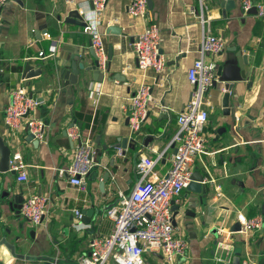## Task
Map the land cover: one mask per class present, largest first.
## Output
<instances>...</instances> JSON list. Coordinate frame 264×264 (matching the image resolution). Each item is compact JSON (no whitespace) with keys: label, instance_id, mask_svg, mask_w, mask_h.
<instances>
[{"label":"crops","instance_id":"obj_1","mask_svg":"<svg viewBox=\"0 0 264 264\" xmlns=\"http://www.w3.org/2000/svg\"><path fill=\"white\" fill-rule=\"evenodd\" d=\"M22 1L24 9L7 1L0 12V136L12 153L23 154L29 180L19 183L17 175L0 174L4 187L0 189L23 191L24 200L44 195L49 199V213L38 227L17 212L0 214V243L15 245L17 254L29 259H17L0 246V264H79L94 239L113 232L106 209L120 192L132 191L140 178L136 166L142 157L157 162L154 179L164 177L171 168L177 118L192 94L188 71L199 57L203 37L195 13L198 0H153L151 16L146 18L129 15L132 0H108L100 24L108 53L103 80L95 81L93 72L81 70L78 84L69 89H61L56 73L70 53L83 50L81 62L86 68L94 62L89 52L91 37L84 32L85 23L94 18L91 1ZM226 1L208 3L211 33L226 42L217 57L218 69L223 66L240 73V58L247 77L254 76V81L233 84L231 116L224 115L222 105L225 82L218 78L206 94L207 155L195 162L193 173H203L205 181L214 182H208L207 195L186 188L173 200L179 207L177 236L190 245L187 257L178 264H242L246 259L264 264V19L253 10L245 14L242 0H235V8L227 11L222 6ZM253 2L264 4V0ZM151 19L159 25L163 40L166 66L162 73L142 71L134 51L135 40ZM110 27H118L121 33L108 34ZM44 30L47 33L38 39L36 32ZM212 60L207 57V62ZM27 63L40 69L41 75L24 80ZM143 85L151 87L153 98L147 120L133 133L127 124L131 98ZM20 86L41 103L34 114L46 124L45 141L39 144L30 142L25 122L15 135L5 125L11 92ZM73 126L97 150L99 166L84 187L72 185L59 173L72 163L75 144L67 131ZM123 139H127L124 145ZM76 210L82 218H77ZM240 212L248 218L263 217L262 228L248 235L233 232ZM146 255V264H164L161 252Z\"/></svg>","mask_w":264,"mask_h":264},{"label":"built area","instance_id":"obj_2","mask_svg":"<svg viewBox=\"0 0 264 264\" xmlns=\"http://www.w3.org/2000/svg\"><path fill=\"white\" fill-rule=\"evenodd\" d=\"M93 5L94 18L86 22L84 32L91 37L101 71L107 70L108 53L100 29L108 0H90ZM7 0H0V11ZM209 0H198L195 10L203 29V37L199 49V57L188 71V81L192 86L191 99L186 108L179 113L177 122L179 131L172 145L177 147L172 165L168 173L154 179L156 161L142 157L136 168L139 180L129 194L119 193L118 200L106 209V217L113 223V232L104 238H96L90 244V252L79 264H146L144 254L161 252L164 264H178L189 252V242L177 236L173 225L172 201L188 188L193 175V166L199 159L207 155L205 129L209 121V113L205 108V97L215 81L218 80L217 57L225 50L226 42L222 37L211 33ZM257 10V16L264 19V4H255L253 0H242L243 12ZM128 13L131 17H148L147 0H132ZM194 13V10H193ZM145 31L134 42V51L138 66L142 71L154 70L162 73L166 59L161 53L163 40L159 25L152 19ZM44 53H40L42 57ZM212 57L207 62V57ZM101 93H97L100 96ZM152 89L143 85L131 98L129 126L133 133H138L148 118L149 105L152 102ZM40 101L29 94L23 87L11 92V103L5 111V125L12 135L20 130L25 122L34 140L45 141V122L34 114ZM167 110L166 106H162ZM67 137L75 144L71 166L60 170V175L67 176L72 185L84 187L92 171L99 166L97 150L90 139H85L77 127L67 131ZM121 150L119 154L121 155ZM9 170L17 175V181L24 183L29 180L27 164L21 152L11 154ZM207 182V181H205ZM208 182H214L209 180ZM218 195L221 188L217 187ZM48 197L34 195L26 198L20 210L21 217L32 226H40L48 211ZM77 218H82L81 211H75ZM241 235H248L263 226V217L248 218L238 213ZM54 264H58L55 261ZM242 264H253L246 259Z\"/></svg>","mask_w":264,"mask_h":264},{"label":"water","instance_id":"obj_3","mask_svg":"<svg viewBox=\"0 0 264 264\" xmlns=\"http://www.w3.org/2000/svg\"><path fill=\"white\" fill-rule=\"evenodd\" d=\"M13 3H16L19 5L22 9L25 8V5L22 0H7ZM148 3V15L151 16V12L154 7L153 0H147ZM222 6L227 10L230 11L235 8V0H227L225 3L222 4ZM253 11L256 13L257 10L254 8ZM1 12V11H0ZM156 18V16H155ZM112 32L113 34H120L121 31L118 27H110L107 30V33L109 34ZM47 33V31H37L36 35L38 39H41V36L43 34ZM83 50H76L74 52H71L70 55L67 58V63L64 65H60V69L57 70V77L60 81L61 89H69L70 87H74L78 84V78L79 73L81 70H86L94 73V79L95 81H102L104 75L102 74L101 70L98 67V61L96 58V54L93 48H90V55L93 58V63L86 68L85 64L81 62ZM113 48L109 47V57L112 58ZM162 53V50H161ZM238 62L241 67V72L237 73L231 68L225 69V67H220L218 69V78L225 82V90L226 93L223 98V109H224V115L225 116H231L232 109L230 107V99H231V92L234 88V83L239 82L241 80H249L250 84L254 81V76L247 77V73L245 71V67L243 68L242 60L239 58ZM41 75V70L36 69L33 65L30 63H27L25 66V69L22 74V78L25 80L32 79L34 77H38ZM1 124V121H0ZM127 124H129V118L127 119ZM127 139H123V145ZM30 142H33L34 144H39V141L34 140L33 136L30 135ZM177 152V147H175V153ZM12 148L7 145V142L3 137L0 136V174L5 173H11V175H15L13 171L9 170V160L11 157ZM109 174L105 176V179L102 183V186H105V183L108 181ZM0 186L3 187V183H0ZM189 191L207 195L209 192V184L208 182H205V175L203 173H193L191 183L189 184L188 188ZM24 202V193L23 191H20L19 193L13 191L11 188L7 189H0V214L6 213L8 210L10 212H17L20 214V210L22 208V204ZM172 210L174 211V217H173V225L176 227V217L179 214V207L175 205L174 201H172ZM233 232H240L241 226L239 223L236 224ZM0 246H5L12 254V256L16 257L20 260H29L27 257L23 255L17 254V249L15 245H11L7 243L6 241H2L0 243Z\"/></svg>","mask_w":264,"mask_h":264},{"label":"rangeland","instance_id":"obj_4","mask_svg":"<svg viewBox=\"0 0 264 264\" xmlns=\"http://www.w3.org/2000/svg\"><path fill=\"white\" fill-rule=\"evenodd\" d=\"M146 256H147L146 254L143 255V258H144L145 263H147Z\"/></svg>","mask_w":264,"mask_h":264}]
</instances>
